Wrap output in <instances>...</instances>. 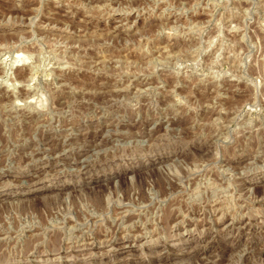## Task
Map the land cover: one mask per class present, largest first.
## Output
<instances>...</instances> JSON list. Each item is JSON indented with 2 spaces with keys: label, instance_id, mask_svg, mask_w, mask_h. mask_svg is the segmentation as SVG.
Segmentation results:
<instances>
[{
  "label": "rangeland",
  "instance_id": "obj_1",
  "mask_svg": "<svg viewBox=\"0 0 264 264\" xmlns=\"http://www.w3.org/2000/svg\"><path fill=\"white\" fill-rule=\"evenodd\" d=\"M104 263L264 264V0H0V264Z\"/></svg>",
  "mask_w": 264,
  "mask_h": 264
},
{
  "label": "bare ground",
  "instance_id": "obj_2",
  "mask_svg": "<svg viewBox=\"0 0 264 264\" xmlns=\"http://www.w3.org/2000/svg\"><path fill=\"white\" fill-rule=\"evenodd\" d=\"M127 88V87H126ZM257 198V197H256ZM254 201V200H253ZM180 220V219H179ZM62 225V224H61ZM108 258V257H107ZM108 260V259H107ZM109 261V260H108ZM104 264H108V263H104Z\"/></svg>",
  "mask_w": 264,
  "mask_h": 264
}]
</instances>
